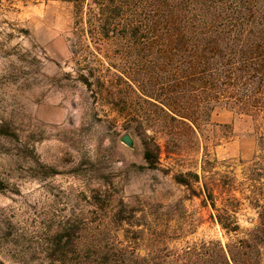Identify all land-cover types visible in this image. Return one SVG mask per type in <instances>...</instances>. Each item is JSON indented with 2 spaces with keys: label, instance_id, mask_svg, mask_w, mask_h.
Here are the masks:
<instances>
[{
  "label": "rangeland",
  "instance_id": "obj_1",
  "mask_svg": "<svg viewBox=\"0 0 264 264\" xmlns=\"http://www.w3.org/2000/svg\"><path fill=\"white\" fill-rule=\"evenodd\" d=\"M72 22V5L63 0L0 6V262L44 264L47 239L61 227L75 230L63 242L134 241L129 228L144 230L137 242L145 248L228 242L209 217V203L174 177L201 174L209 155L216 162L205 177L210 170L215 178L229 173L236 197L249 194L254 169L264 205V114L217 108L193 143L169 145L168 153L163 147L159 167L147 168L145 136L134 123L124 129L129 123L119 116L120 103L94 98L79 81L70 54ZM125 132L130 146L120 140ZM191 185L198 192L201 181ZM259 210L242 199L243 231L258 223Z\"/></svg>",
  "mask_w": 264,
  "mask_h": 264
},
{
  "label": "trees",
  "instance_id": "obj_2",
  "mask_svg": "<svg viewBox=\"0 0 264 264\" xmlns=\"http://www.w3.org/2000/svg\"><path fill=\"white\" fill-rule=\"evenodd\" d=\"M38 1L48 0H0V6ZM63 1L72 5L70 54L79 81L94 98L120 103L125 114L118 109L119 116L129 123L124 129L134 123L145 136L147 168L159 167L163 147L168 153L169 145L182 148L193 143L217 108L253 117L264 114V0ZM215 162L206 155L201 174L187 172L174 179L202 195L203 204L209 203L214 211L210 219L230 236L225 244L202 240L172 249L153 242L145 248L137 242L143 240L144 230L130 228L126 231L137 236L134 241L124 236L63 242L75 230L61 227L47 239L43 263L264 264L258 175L250 170L249 194L236 197L229 173L215 178L210 170L211 176L205 177V168ZM191 181H201L198 192ZM218 198L220 207L215 205ZM242 199L260 209L258 223L244 231L237 218Z\"/></svg>",
  "mask_w": 264,
  "mask_h": 264
},
{
  "label": "water",
  "instance_id": "obj_3",
  "mask_svg": "<svg viewBox=\"0 0 264 264\" xmlns=\"http://www.w3.org/2000/svg\"><path fill=\"white\" fill-rule=\"evenodd\" d=\"M120 140L126 145L130 146L132 144V139H131L129 132H125L124 134H122L120 137Z\"/></svg>",
  "mask_w": 264,
  "mask_h": 264
}]
</instances>
